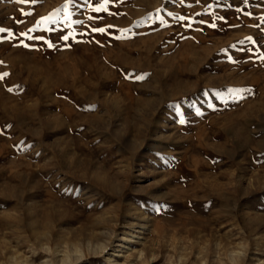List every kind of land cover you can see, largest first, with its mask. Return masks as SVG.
Wrapping results in <instances>:
<instances>
[{"label":"rangeland","instance_id":"1","mask_svg":"<svg viewBox=\"0 0 264 264\" xmlns=\"http://www.w3.org/2000/svg\"><path fill=\"white\" fill-rule=\"evenodd\" d=\"M0 29V264H264V0H0Z\"/></svg>","mask_w":264,"mask_h":264},{"label":"snow or ice","instance_id":"2","mask_svg":"<svg viewBox=\"0 0 264 264\" xmlns=\"http://www.w3.org/2000/svg\"><path fill=\"white\" fill-rule=\"evenodd\" d=\"M19 2L24 3V2H27V0H19ZM0 31H3V29H0ZM96 31H101V32H103L104 29H96ZM21 35H27V34H26V33H22ZM29 39H31V37H29ZM63 39L67 40L68 37L65 36V37H63ZM4 75H7V74L5 73Z\"/></svg>","mask_w":264,"mask_h":264}]
</instances>
